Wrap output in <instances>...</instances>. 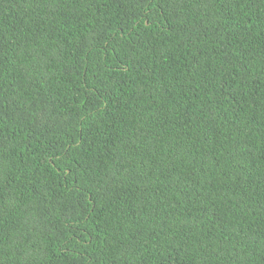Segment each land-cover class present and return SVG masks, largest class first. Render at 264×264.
<instances>
[{"label":"trees","instance_id":"obj_1","mask_svg":"<svg viewBox=\"0 0 264 264\" xmlns=\"http://www.w3.org/2000/svg\"><path fill=\"white\" fill-rule=\"evenodd\" d=\"M0 264H264V0H0Z\"/></svg>","mask_w":264,"mask_h":264}]
</instances>
